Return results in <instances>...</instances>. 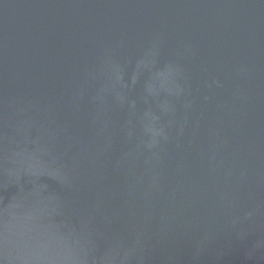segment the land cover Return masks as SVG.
<instances>
[{
	"label": "water",
	"instance_id": "1",
	"mask_svg": "<svg viewBox=\"0 0 264 264\" xmlns=\"http://www.w3.org/2000/svg\"><path fill=\"white\" fill-rule=\"evenodd\" d=\"M0 264H264V0H0Z\"/></svg>",
	"mask_w": 264,
	"mask_h": 264
}]
</instances>
